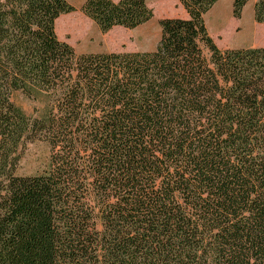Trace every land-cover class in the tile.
I'll return each mask as SVG.
<instances>
[{"label": "trees", "instance_id": "trees-1", "mask_svg": "<svg viewBox=\"0 0 264 264\" xmlns=\"http://www.w3.org/2000/svg\"><path fill=\"white\" fill-rule=\"evenodd\" d=\"M177 1L153 51L76 53L55 33L66 0H0V264H264V47L219 49V0ZM80 10L102 33L153 17L144 0ZM33 141L46 166L18 175Z\"/></svg>", "mask_w": 264, "mask_h": 264}, {"label": "rangeland", "instance_id": "rangeland-1", "mask_svg": "<svg viewBox=\"0 0 264 264\" xmlns=\"http://www.w3.org/2000/svg\"><path fill=\"white\" fill-rule=\"evenodd\" d=\"M74 11L60 16L55 22L57 38L68 44L76 53H128L153 51L160 35L159 21L168 18H186L177 0H144L152 10V19L133 29L115 27L102 33L81 12L84 0H66ZM256 0H248L240 15H232L233 0H219L204 16L208 35L221 50L264 47V24L253 18ZM85 24L76 28L75 25ZM254 33H256L254 35ZM13 102L28 116H38L42 106L15 94ZM49 147L41 141L26 144L18 165L17 174L34 175L45 168Z\"/></svg>", "mask_w": 264, "mask_h": 264}, {"label": "crops", "instance_id": "crops-1", "mask_svg": "<svg viewBox=\"0 0 264 264\" xmlns=\"http://www.w3.org/2000/svg\"><path fill=\"white\" fill-rule=\"evenodd\" d=\"M112 1L116 2V1H118V0H112Z\"/></svg>", "mask_w": 264, "mask_h": 264}]
</instances>
